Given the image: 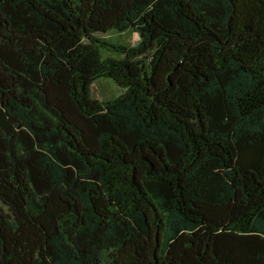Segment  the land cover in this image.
Segmentation results:
<instances>
[{
	"label": "trees",
	"instance_id": "trees-1",
	"mask_svg": "<svg viewBox=\"0 0 264 264\" xmlns=\"http://www.w3.org/2000/svg\"><path fill=\"white\" fill-rule=\"evenodd\" d=\"M0 264H264V0H0Z\"/></svg>",
	"mask_w": 264,
	"mask_h": 264
},
{
	"label": "rangeland",
	"instance_id": "rangeland-1",
	"mask_svg": "<svg viewBox=\"0 0 264 264\" xmlns=\"http://www.w3.org/2000/svg\"><path fill=\"white\" fill-rule=\"evenodd\" d=\"M106 37L112 38L113 40L126 45H132L136 43V41L138 40L136 34H129V33H125V34L109 33L108 35H106ZM120 92L121 90L108 80H100L94 83L91 87L92 98L96 100H102V101L107 100L117 96Z\"/></svg>",
	"mask_w": 264,
	"mask_h": 264
}]
</instances>
